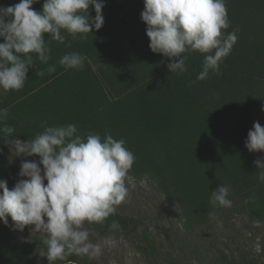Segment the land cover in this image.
I'll return each mask as SVG.
<instances>
[{"label": "trees", "instance_id": "obj_1", "mask_svg": "<svg viewBox=\"0 0 264 264\" xmlns=\"http://www.w3.org/2000/svg\"><path fill=\"white\" fill-rule=\"evenodd\" d=\"M19 2L0 0V6ZM103 2L101 29L93 28L84 39L62 31L65 43L51 41L47 65L33 54L34 67L22 89H0V109H8L6 123L16 129L13 138L27 141L44 125L67 124H76L81 135L123 138L136 158L128 174L152 179L179 208L181 224L165 232L172 244L194 235L195 250L214 254L216 264H264V245L259 254L248 250L239 240L251 228L236 222L245 216L264 224V182L254 165L264 152L245 147L255 116L264 114V0H226L230 26L223 32L238 29V40L219 74L210 71L205 80H197L204 54H187V71L180 74L167 67L176 58L151 51L141 19L144 0ZM43 3L39 0L32 8L42 11ZM88 11L94 19L91 5ZM44 38L47 42L49 34ZM69 52L87 57L83 69L59 65ZM52 65L54 73L37 76ZM4 139L0 134V180L14 181L18 167L10 162ZM221 184L231 185L230 208L210 203L211 192ZM210 212L220 223L210 219ZM113 221L124 229L137 228L118 211L103 225H91L108 236L115 230L110 229ZM144 238L156 257L148 230ZM33 248V241H3L0 264H40ZM73 259L71 255L68 261Z\"/></svg>", "mask_w": 264, "mask_h": 264}, {"label": "clouds", "instance_id": "obj_2", "mask_svg": "<svg viewBox=\"0 0 264 264\" xmlns=\"http://www.w3.org/2000/svg\"><path fill=\"white\" fill-rule=\"evenodd\" d=\"M37 2L20 0L0 6V89L4 91L25 86L29 68L34 67L33 54L40 63L48 64L51 41L65 43L62 31L73 39L78 34L84 39L104 24L103 0H44L42 11L32 8ZM90 5L94 19L88 11ZM141 19L147 25L151 51L176 58L167 65L170 72L187 71V54H204L197 80L207 79L210 71L219 74L220 64L238 40V29L227 35L223 32L230 26L226 0H144ZM46 33L50 36L47 42ZM86 59L79 52H69L58 63L66 69H83ZM55 71L52 65L36 74L43 77ZM7 119L8 109H0V134L7 137L4 142L12 155L40 159L22 161L18 173L22 179L11 190L7 181L0 180V221L7 225L11 217L14 228L21 231L35 225L33 232L45 234L48 261H63L73 254L99 257L105 247H115L118 241L113 237L92 242L84 225H103L129 196L126 179L136 158L125 140L110 134L103 140L96 133L81 135L76 124H67L44 125L34 138L22 141L13 138L16 129ZM245 147L249 152H264V126L258 121L248 131ZM254 165L258 179L264 182V157ZM230 192L231 185L221 184L211 192V205L232 207ZM209 217L220 223L216 213L210 212ZM116 227L113 221L110 229Z\"/></svg>", "mask_w": 264, "mask_h": 264}, {"label": "rangeland", "instance_id": "obj_3", "mask_svg": "<svg viewBox=\"0 0 264 264\" xmlns=\"http://www.w3.org/2000/svg\"><path fill=\"white\" fill-rule=\"evenodd\" d=\"M254 119L255 122L258 121L261 126H264V114L255 116ZM9 159L18 167L19 173L22 161L35 160L38 162L40 158L23 155L15 157L9 149ZM40 167L43 175V166L40 165ZM19 179L22 178L18 175L14 181L4 180L7 181L8 188L11 190ZM126 186L129 189V196L126 202L117 206V211L121 215L133 219L137 224L136 229L130 230L117 226L108 236H102L91 224L86 222L84 225L90 231V239L94 243L100 242L106 237H113L118 241L115 247H105L99 257L73 254V260L76 261H68L71 256L63 261H48L47 246L43 243L45 234L33 232L35 225L25 226L22 231L15 229L11 217H8L7 225L0 221V243L3 241L12 243L33 241V252L38 255L40 264H172L173 261L176 264H216L214 254L195 250L198 238L194 235L189 239L180 240V244L171 243V239H168L165 232L169 227L176 228L181 224L179 208L175 203L166 199L152 179L148 177L136 178L128 174ZM236 218L239 227L248 225L251 228L248 233L242 235L240 243L248 250L259 254L264 245V224L255 221L251 223L245 216ZM45 220H47L46 217ZM147 230L151 241L157 248L156 257L146 249L144 232Z\"/></svg>", "mask_w": 264, "mask_h": 264}]
</instances>
